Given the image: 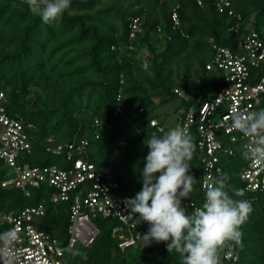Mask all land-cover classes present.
Masks as SVG:
<instances>
[{
  "label": "trees",
  "instance_id": "1",
  "mask_svg": "<svg viewBox=\"0 0 264 264\" xmlns=\"http://www.w3.org/2000/svg\"><path fill=\"white\" fill-rule=\"evenodd\" d=\"M230 1L241 13L242 25L247 24L252 10L259 9L254 27L261 32L258 23L264 14L262 1ZM201 2L71 0L59 20L45 24L29 11L25 0H0L3 105L9 115L34 125L27 130L30 151L23 152L18 163L67 166L64 153L53 154L47 147L74 137L86 138L85 158L110 168L109 176L118 182L121 198L134 197L142 188L140 173L148 152L143 141L155 133L163 134L157 126L150 125V120L167 126L154 113L156 106L179 99V106L188 110L197 104L198 92L210 93L216 78L205 69L212 56L209 38L232 49L237 47L239 34L229 30L235 21L219 13L214 0ZM176 4L179 26L171 18ZM134 16L141 18L142 33L129 41L130 18ZM127 43H132L134 49H112ZM144 44L148 55L138 57L137 51ZM120 88L123 97L117 100ZM175 88L181 89L185 97L175 93ZM118 106L122 113L116 112ZM190 134L195 151L188 163L200 183L194 185L190 198L182 200L189 212L193 209L185 203L193 201L199 207L205 194L201 188L204 167L194 127ZM244 162L240 155L223 156L219 161L222 172L230 177L229 183L243 192L234 198L250 201L252 207L240 229L242 246L232 252L236 261L224 259L223 264H264V194L244 189L239 177ZM41 201L46 208L38 226L65 244L69 209L66 202L50 201V190L45 185L31 188L30 196H26L18 188L0 184V210L16 211ZM94 221L99 233L93 243L75 244L67 250V264H181L179 254L168 252L165 242L143 247L141 238L139 244L122 250L111 232L118 222L102 216ZM137 225L141 235L147 232L146 222L137 221Z\"/></svg>",
  "mask_w": 264,
  "mask_h": 264
},
{
  "label": "built area",
  "instance_id": "2",
  "mask_svg": "<svg viewBox=\"0 0 264 264\" xmlns=\"http://www.w3.org/2000/svg\"><path fill=\"white\" fill-rule=\"evenodd\" d=\"M197 3L202 4L201 0H197ZM177 6L173 8L171 18L174 25L179 26ZM214 6L219 13H226L235 21L229 30L239 34L237 47L232 49L209 38L212 56L205 64V69L216 78L210 93L204 90L198 92L197 104L188 110L182 109L173 126L159 125L156 119L150 120V125L157 126V131L161 133L176 126L183 127L189 133L192 127L195 128L198 155L204 167L202 190H205L207 177L222 172L219 164L221 157L240 155L245 159L239 172L244 189L264 194V164H257L244 155L249 138L231 128L234 112L264 109L263 33L254 26L242 25L241 13L232 7L230 0H214ZM141 24L140 17L130 18L129 41L137 33H142ZM157 31H160L158 26ZM121 48L134 49L132 43L124 47L112 46V49ZM120 82H124L122 74ZM174 92L185 97L181 89L175 88ZM122 97L123 89L120 88L116 98L121 100ZM4 101L5 97L0 92L1 186L18 188L30 196L31 188L45 185L50 190V201L66 202L69 209L65 244L37 224L45 214L44 201L16 211L0 210V236L13 229L18 236L7 246L0 240V264H67V250L75 244L89 246L93 243L99 233L94 221L98 216L110 217L118 222L111 232L118 238L117 246L120 249L139 244L141 234L136 217L129 214L123 203L125 199L118 193V182L109 176L110 168L97 166L85 158L88 140L74 137L69 142L47 147L53 154L64 153L67 166L19 164L18 157L30 151L27 130L34 125L20 116L9 115ZM116 112L122 113L119 106ZM95 122L98 124L99 121ZM185 204L195 206L193 201ZM226 260L234 262L236 257L232 253L231 258Z\"/></svg>",
  "mask_w": 264,
  "mask_h": 264
},
{
  "label": "clouds",
  "instance_id": "3",
  "mask_svg": "<svg viewBox=\"0 0 264 264\" xmlns=\"http://www.w3.org/2000/svg\"><path fill=\"white\" fill-rule=\"evenodd\" d=\"M25 3L33 15L48 24L60 19L71 0ZM231 128L249 138L244 155L264 164V109L234 112ZM143 144L148 152L140 173L142 188L123 201L136 221L148 224L147 232L141 235L143 247L165 242L168 252L179 254L181 264H223L236 246H242L240 229L252 211L250 201L235 199L243 195L242 190L233 188L229 175L220 172L207 177L202 204L190 205L193 210L189 212L182 200L190 198L194 185L200 183L188 163L195 151L191 134L176 126L162 135L153 134ZM17 239L14 229L0 236L6 246Z\"/></svg>",
  "mask_w": 264,
  "mask_h": 264
},
{
  "label": "rangeland",
  "instance_id": "4",
  "mask_svg": "<svg viewBox=\"0 0 264 264\" xmlns=\"http://www.w3.org/2000/svg\"><path fill=\"white\" fill-rule=\"evenodd\" d=\"M261 1L264 4V0H261ZM258 11L259 9L252 10L251 14L249 15L246 25L248 26L255 25L256 15ZM258 25H259L261 32L264 34V14L260 18ZM148 51H149L148 47L146 46V44H144L140 49H138L137 55L138 57L143 56V58H145L148 55ZM193 78L194 77L192 76V80H194ZM179 105H180L179 99L169 100L167 102H164L156 106V108L154 109V113L156 114L158 119L164 120L165 124L170 127L176 123L177 114L182 109Z\"/></svg>",
  "mask_w": 264,
  "mask_h": 264
},
{
  "label": "crops",
  "instance_id": "5",
  "mask_svg": "<svg viewBox=\"0 0 264 264\" xmlns=\"http://www.w3.org/2000/svg\"><path fill=\"white\" fill-rule=\"evenodd\" d=\"M159 120L162 121L163 123H165L164 120H162V119H159Z\"/></svg>",
  "mask_w": 264,
  "mask_h": 264
}]
</instances>
